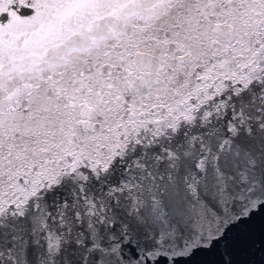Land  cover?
Masks as SVG:
<instances>
[{
  "label": "snow or ice",
  "instance_id": "6c2138e0",
  "mask_svg": "<svg viewBox=\"0 0 264 264\" xmlns=\"http://www.w3.org/2000/svg\"><path fill=\"white\" fill-rule=\"evenodd\" d=\"M0 264H264V0H0Z\"/></svg>",
  "mask_w": 264,
  "mask_h": 264
}]
</instances>
